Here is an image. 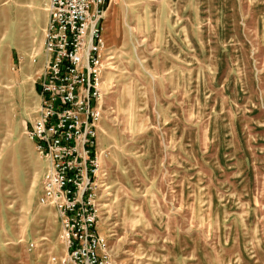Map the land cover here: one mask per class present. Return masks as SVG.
<instances>
[{
    "label": "rangeland",
    "instance_id": "rangeland-1",
    "mask_svg": "<svg viewBox=\"0 0 264 264\" xmlns=\"http://www.w3.org/2000/svg\"><path fill=\"white\" fill-rule=\"evenodd\" d=\"M96 231L114 264H264V0H109ZM49 0H0V264H69L30 138Z\"/></svg>",
    "mask_w": 264,
    "mask_h": 264
},
{
    "label": "built area",
    "instance_id": "built-area-1",
    "mask_svg": "<svg viewBox=\"0 0 264 264\" xmlns=\"http://www.w3.org/2000/svg\"><path fill=\"white\" fill-rule=\"evenodd\" d=\"M108 1L49 0L42 104L29 132L47 162L39 200L63 219L69 264H114L106 237L96 231L89 191L108 66L101 26Z\"/></svg>",
    "mask_w": 264,
    "mask_h": 264
}]
</instances>
